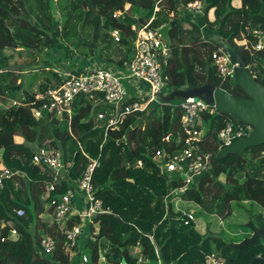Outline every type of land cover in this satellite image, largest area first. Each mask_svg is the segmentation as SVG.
I'll return each instance as SVG.
<instances>
[{
    "label": "trees",
    "instance_id": "obj_1",
    "mask_svg": "<svg viewBox=\"0 0 264 264\" xmlns=\"http://www.w3.org/2000/svg\"><path fill=\"white\" fill-rule=\"evenodd\" d=\"M155 1L0 0V102H11L0 110V168L16 171L0 185V237L7 236L11 227L17 232L16 239L0 241V264H82L78 253L68 255L61 242L48 256L38 251V229L53 234L56 226L51 217L53 207H44L50 200L45 195L46 182L51 180L49 169L31 162L33 150L44 144L59 148L63 162H71V179H76L85 165L82 152L98 160L93 174L96 196L111 214L88 222L91 236L78 239V244L90 252L88 264H99V250L104 264H135L138 256L129 251L134 246L141 248L139 256L146 259L142 264H204L211 252L233 264H251L258 255L264 258V247L256 241L239 245L211 231L200 233L193 222L183 224V215L175 206L178 200L191 201L205 213L221 216L231 214V202L251 201L264 209V143L247 147L242 153H218V130L227 122L242 121L236 122L220 110L210 113L211 107L200 111L204 129L200 146L212 154L210 167L193 186L168 195L180 183L168 179L154 152L161 147L173 150L181 146L179 106L150 105L127 115L105 137L104 125L95 117L112 109L99 103L97 97L94 102L95 98L78 96L70 119L45 109L39 118L31 113V107L39 108L42 103L34 102L35 94L58 79L50 64L60 60L56 56L40 64L36 52L56 47L70 60L74 53L89 59L97 55L104 64L121 65L135 37L131 26L147 22ZM194 1H158L159 10L149 25L166 30L169 48L163 70L168 85L178 90L208 82L233 96H244L236 78L222 79L213 63L211 54L223 42L239 52L251 74L264 85V48H251L257 40L251 30L264 31V0H241L239 7L233 6L232 0H198L203 20L217 33V38L208 40L202 36L201 24L186 15L191 12L187 3ZM125 3L129 7L120 11ZM53 7L59 15L56 20ZM114 30L120 34L117 41L112 36ZM244 39L249 43H242ZM8 50L31 56V60L17 64ZM164 134L170 136L169 144L162 141ZM137 161H141L140 166ZM222 175L224 181L219 179ZM209 185L214 190L210 191ZM67 186L62 180L51 196L64 193ZM18 208L24 209L23 216L16 214ZM258 221L263 224L261 215ZM71 225L72 220L68 227ZM95 225L97 232L92 234Z\"/></svg>",
    "mask_w": 264,
    "mask_h": 264
},
{
    "label": "built area",
    "instance_id": "obj_2",
    "mask_svg": "<svg viewBox=\"0 0 264 264\" xmlns=\"http://www.w3.org/2000/svg\"><path fill=\"white\" fill-rule=\"evenodd\" d=\"M160 0L155 1L153 11L147 22L139 27L136 24L131 26L135 31V37L130 42V50L127 58L121 65H106L107 67H71L64 70L63 67L53 66L57 80L52 82L46 89L35 94V101H42L41 107H31V113L35 118L41 115V109H45L57 116L65 115L71 118L72 106L75 99L84 95L87 98H95L94 102L105 103L112 110L98 112L95 120L104 125V137L108 130L117 129L123 119L136 111H143L154 104H171L164 99L166 94L174 90L168 85V75L163 70V62L168 55L169 40L161 29L150 28L151 21L159 10ZM186 7L194 12L201 11V1L187 3ZM120 12H116L119 15ZM257 38L251 45L252 50L259 51L264 48V31L259 28L251 30ZM112 36L115 41L119 39V31L114 30ZM246 43L247 39H246ZM217 72L222 79L233 75L236 63L233 62L226 51L219 46L211 54ZM100 96V97H99ZM32 102V104H34ZM12 105H18L12 101ZM181 109L180 128L182 131L181 146L168 150L161 147L155 150L154 158L159 163L161 170L166 173L170 181L177 180L180 185L169 190V194L193 186L197 179L208 171L211 164L212 154L202 150L200 143L203 140L204 129L201 126L200 111L206 110L212 113L217 110L214 104H209L203 99L194 97L180 98L175 103ZM251 125L235 124L227 122L217 132L216 140L218 151L224 146L232 144L238 138L249 134ZM162 141L169 144L170 136L164 134ZM80 146V145H79ZM85 158V165L76 179L69 176L71 162H63L62 152L59 148L47 144L36 146L31 156V162L36 165L45 166L49 169L50 181L46 182L45 208L53 207L51 217L55 223V232L47 233L38 239V251L48 256L62 242L74 256L79 254V261L82 263L91 262L90 252L78 244V239L85 224L92 223L93 219L101 214H111V210L105 207L96 196V188L93 183V174L98 166L97 158L91 157L82 152ZM141 162L138 161V165ZM16 173L7 167L0 168V185L4 178ZM65 180L68 184L67 191L51 196V192L57 189L59 183ZM74 197L78 200V206L74 203ZM167 199V198H166ZM179 201V200H178ZM178 211L183 215V224L188 225L194 221L195 211L184 210L175 203ZM18 216L25 214L24 209L15 210ZM73 217L77 219L73 220ZM72 220L71 227L68 222ZM151 238L152 236L149 235ZM17 232L10 228L7 236H1L0 241L16 239ZM135 255V250L130 251ZM135 264H140L139 257ZM126 264V263H122ZM158 264H161L158 261ZM204 264H233L223 261L215 252L205 256Z\"/></svg>",
    "mask_w": 264,
    "mask_h": 264
},
{
    "label": "water",
    "instance_id": "obj_3",
    "mask_svg": "<svg viewBox=\"0 0 264 264\" xmlns=\"http://www.w3.org/2000/svg\"><path fill=\"white\" fill-rule=\"evenodd\" d=\"M119 10H124V7H120ZM221 47L230 59L236 63L233 76L236 78L244 96H233L226 90L215 87L208 82L187 89L180 88L174 90L171 94L173 97L179 98L194 97L195 99H203L205 97V102L214 104L217 110L229 113L234 121H242L251 125L252 129L248 135L238 138L232 144L224 146L218 151L220 156H224L228 153H242L247 147L264 143V85L251 75L238 51L231 48L226 42L221 43ZM247 225L251 233L242 239L238 243L239 245L251 244L258 239L264 241V228H258L251 222H248ZM102 258L100 252L99 264H101ZM256 262L264 263L262 255L253 256L251 264Z\"/></svg>",
    "mask_w": 264,
    "mask_h": 264
},
{
    "label": "rangeland",
    "instance_id": "obj_4",
    "mask_svg": "<svg viewBox=\"0 0 264 264\" xmlns=\"http://www.w3.org/2000/svg\"><path fill=\"white\" fill-rule=\"evenodd\" d=\"M125 8L129 7V3H125ZM54 19H58V11L55 7L52 9ZM189 14L187 17L193 15L192 12H188ZM194 21V20H193ZM73 48V47H71ZM8 54L13 53L11 50L7 51ZM64 50L62 49H57L56 47L53 48H45L43 47L42 50L40 49L39 52L35 53V57L39 59V62H44L45 60H49L52 57H60L59 62L57 61H52L50 66H60L63 67L62 69L67 70L70 69L71 67H82V68H89L92 66H102L106 68L107 66L104 65L103 61L104 59H101L99 56L95 55L93 58L90 57H83L78 54H75L74 52H71L70 55L73 57L74 53V58L72 60L68 59V55L64 56ZM14 56V61L17 64H22V63H27L31 60V56H28L26 54L19 55L17 53H13ZM12 61V62H14ZM247 66V65H246ZM248 68V66H247ZM251 73V72H250ZM252 75V74H251ZM253 76V75H252ZM255 77V76H254ZM231 82V81H230ZM172 90L169 91L168 94H166V97L164 98L166 102H170L172 105L180 101L179 97H173V95L170 93ZM171 94V95H170ZM5 97V96H4ZM10 97H8L9 99ZM204 100H206L205 97H203ZM11 102L7 101H2L0 102V110L5 109L8 105H10ZM16 139V138H15ZM36 145H34L35 148ZM247 163H252V160L247 159ZM221 181L225 180V176L222 175L219 177ZM211 188L209 189L210 191L214 190L211 185H209ZM185 201V200H184ZM181 209L184 210H193L195 211V220L192 221L197 229H201L200 226H202V230H200L202 233L206 231L207 229L211 231L212 233L219 234L223 236L225 239H227L230 242L233 243H238L241 239H244L245 236L248 234L250 228L247 226H244V224H247V219L249 218L248 214L252 213L253 215L255 213H258L260 208L258 207V204L251 202V201H244L243 204H237L235 202H231V214L228 216H221L220 214H208L205 213L202 208L197 205L196 203L193 202H184L180 204ZM48 227H52L51 224L48 223ZM83 231H86L88 233V224H85L84 227L82 228ZM198 230V231H199ZM38 239L47 234L48 232L44 233L42 229H38ZM82 231V233H83ZM97 232V226H94V232L92 234H95ZM82 233L80 234V237L83 239L86 237H90L91 235L86 236V234L83 236ZM60 243V242H59ZM58 243V244H59ZM58 246V245H57ZM61 247L65 252H69V250L64 247L63 243L61 242ZM57 248V247H56ZM78 259H79V254H78ZM90 263V262H89ZM106 263V262H105ZM83 264V263H82ZM88 264V263H85ZM104 264V261H103Z\"/></svg>",
    "mask_w": 264,
    "mask_h": 264
},
{
    "label": "crops",
    "instance_id": "obj_5",
    "mask_svg": "<svg viewBox=\"0 0 264 264\" xmlns=\"http://www.w3.org/2000/svg\"><path fill=\"white\" fill-rule=\"evenodd\" d=\"M231 4L233 5V6H235V7H239L240 5H241V0H232V2H231ZM130 5V4H129ZM125 6V5H124ZM124 9H127V7L125 8L124 7ZM183 9V8H182ZM202 9V8H201ZM190 10V9H189ZM192 13H193V15H191L190 16V19H192V20H194V21H196L197 23H199V24H201V31H202V36H203V38L205 39V40H208L209 38H217V33H216V29L215 28H213V29H210L208 26H207V24H206V21H205V19L203 20V18H204V16H203V14H202V10L200 11V12H194V11H192V10H190ZM189 13L188 12H186V15H188ZM171 15H172V13H171ZM209 17L212 19L213 17H214V14H213V12L211 11L210 13H209ZM188 18H189V16H188ZM164 32L166 31V30H163ZM246 42V39H244V41L242 42V43H245ZM141 162V161H140ZM137 165H138V161H137ZM141 165V164H140ZM140 165H138V166H140ZM184 202H191V201H184V200H179V201H177V205H179V207H180V204H182V203H184ZM74 203L76 204V206H78V200H77V198L76 197H74ZM244 202H242L241 204H243ZM258 207L260 208V210L261 211H259L258 213H260V212H264V209L262 208V207H260L259 205H258ZM181 208V207H180ZM250 214H248V216H249ZM248 220H250V219H247V221ZM195 226V225H194ZM196 228V227H195ZM200 230H202V226H200ZM196 230L198 231L199 229H197L196 228ZM199 230V232L200 233H202L201 231ZM206 231H209L208 229L206 230ZM206 231H204L203 233H205ZM86 234V231H83V233H82V235H85ZM88 234V233H87ZM246 237V236H245ZM242 240V239H241ZM240 240V241H241ZM240 241H238V243L240 242ZM140 247H136V246H134V247H131L130 249H129V251H132V250H135V255L136 256H138L139 257V259L141 260V262H140V264H142V262H145L146 261V259L144 258V257H141V256H139V251H140V249H139ZM99 253H100V250H99ZM102 253V252H101ZM103 258H102V260H101V264H103Z\"/></svg>",
    "mask_w": 264,
    "mask_h": 264
},
{
    "label": "flooded vegetation",
    "instance_id": "obj_6",
    "mask_svg": "<svg viewBox=\"0 0 264 264\" xmlns=\"http://www.w3.org/2000/svg\"><path fill=\"white\" fill-rule=\"evenodd\" d=\"M261 215V218H262V222L263 224L261 225L258 221V217ZM250 220L246 221L247 223L248 222H251L252 224H254L256 227L258 228H264V212H260V213H255L254 215L252 213H250L249 215V218ZM246 224V223H245ZM251 231L249 230L248 234L246 235V237L248 235H250ZM256 242H258L259 244H261L263 247H264V241L261 240V239H258Z\"/></svg>",
    "mask_w": 264,
    "mask_h": 264
},
{
    "label": "bare ground",
    "instance_id": "obj_7",
    "mask_svg": "<svg viewBox=\"0 0 264 264\" xmlns=\"http://www.w3.org/2000/svg\"><path fill=\"white\" fill-rule=\"evenodd\" d=\"M92 67H102V66H92Z\"/></svg>",
    "mask_w": 264,
    "mask_h": 264
}]
</instances>
